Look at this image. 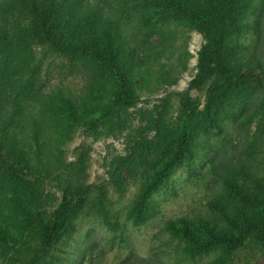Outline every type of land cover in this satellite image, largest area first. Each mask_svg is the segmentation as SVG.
<instances>
[{"label":"trees","instance_id":"obj_1","mask_svg":"<svg viewBox=\"0 0 264 264\" xmlns=\"http://www.w3.org/2000/svg\"><path fill=\"white\" fill-rule=\"evenodd\" d=\"M165 19L180 16L202 37L196 72L183 97L177 122L161 145L159 159L128 207L125 218L143 223L153 192L171 171L191 155L199 134L217 128L228 104L238 103L263 85L264 65L240 41L257 34L258 21L247 13L254 0H150ZM34 48L71 57L102 68L107 79L88 95L57 86V111L68 127L93 125L107 108H128L139 100L136 80L126 70L133 50L117 21L88 0H0V51ZM206 86L201 110L188 91ZM264 111V95L261 101ZM51 140L33 128L18 108L0 93V181L11 211L0 219V264H41L56 245L71 236L78 215L90 199L109 226L107 181H70L59 171ZM222 192L207 201L208 216L168 219L165 227L178 235L182 251L198 255L212 247L221 251L214 264H226L247 241L264 245V175L251 165L227 164L220 175ZM46 187H52L53 191ZM93 196V197H91ZM12 223V226L10 225Z\"/></svg>","mask_w":264,"mask_h":264},{"label":"rangeland","instance_id":"obj_2","mask_svg":"<svg viewBox=\"0 0 264 264\" xmlns=\"http://www.w3.org/2000/svg\"><path fill=\"white\" fill-rule=\"evenodd\" d=\"M113 17L133 50L126 70L136 80L139 100L128 108H107L93 125L68 127L57 111L54 88L88 95L106 81L104 69L77 58L34 48L0 51V93L18 108L33 128H42L60 157L59 171L70 181H107L106 206L117 223L109 226L93 199L78 215L75 231L62 239L41 264H214L217 247L187 255L168 219L208 216L207 201L222 192L224 166L240 162L264 175L263 85L238 103L228 104L217 128L199 134L191 155L175 167L153 192L143 223L125 213L159 159L160 148L177 122L190 79L196 72L202 37L182 17L165 19L150 0H88ZM258 21L257 34L240 41L264 65V0L247 13ZM197 110L206 101V86L191 89ZM0 181V219L11 211ZM53 191L52 187H46ZM93 197V196H91ZM12 226V223H10ZM226 264H264V245L247 241Z\"/></svg>","mask_w":264,"mask_h":264}]
</instances>
